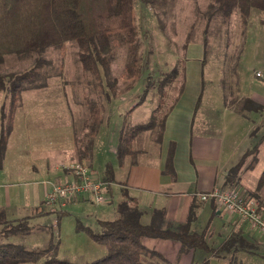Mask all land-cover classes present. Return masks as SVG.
Returning <instances> with one entry per match:
<instances>
[{"label": "crops", "instance_id": "0c3cea01", "mask_svg": "<svg viewBox=\"0 0 264 264\" xmlns=\"http://www.w3.org/2000/svg\"><path fill=\"white\" fill-rule=\"evenodd\" d=\"M203 46L201 40L195 39L189 41L183 51L185 61L183 81L165 117L159 140L150 134L153 128L146 129L139 132L143 135L142 146L138 145L136 135L132 141V153L125 154L121 160H118L117 156L114 158L111 163L113 179L107 186L105 200L98 204L100 205L98 221L116 216V205L123 198L121 193L123 188L129 196L135 198L141 210L142 223H149L153 210L160 208L165 211V224L184 222L190 204L195 200L199 203V208L197 217L191 224V231L196 228V220L204 215L212 217L213 223L215 217L219 219L223 217L224 212L227 214L214 200L204 201L199 198L200 192L209 191L215 186L233 184L243 199H252L264 206V118H262L264 116L244 115L241 111L227 106L223 97L220 94L217 96L218 90H215L213 96L218 97L217 108L212 107L213 98L209 97L211 104L207 103L205 107L199 109L202 96ZM74 68L78 71L77 76H80L81 64L74 62ZM77 76L75 80L79 81ZM32 89L21 90V103L15 108L12 129L0 163V208L5 210L8 219L30 218L34 213H41L40 204L48 203L44 198L50 188L49 184L72 177L68 165L80 157L75 137L85 131L87 116H76L79 110L77 106H83L80 102L76 104L71 99L72 106H69L63 97L60 101L62 105H58L56 101L47 104L58 97L57 92L50 91L41 95L42 97L39 95L34 97ZM71 94L70 97L73 98V92ZM250 98L264 107V95H250ZM149 99L152 110L153 101L152 98ZM120 101L119 98L118 102ZM130 102L129 100L128 104ZM218 107L223 116L207 115L206 110L211 111V108ZM197 111L202 116H196ZM150 114L136 116L137 119L130 123L146 122ZM125 117L128 116L124 118L118 116L111 120L112 116L105 114L94 138L91 157H80L86 159L93 175L98 178L105 179V167L104 174L100 177L94 173L92 163L100 150L103 153L112 152L117 155L118 136ZM243 121L245 128L240 131L239 128L244 126ZM255 130L257 132L253 133ZM255 144L256 151L246 156L235 180L225 184L229 168ZM170 146L174 177L165 171ZM135 154L137 157L133 158ZM79 198L69 201H76ZM50 209L53 211L59 207L51 206ZM55 220L57 223L54 225L59 224V219ZM221 222L223 224L221 223L218 232L223 234L220 242L232 232H239L249 241L260 243L261 238L253 235L254 229L235 215L230 214ZM96 229H99L98 223ZM142 243L162 254L165 258L160 260L162 264L199 263L208 258L205 257L208 253L197 247L181 250V243L171 238L143 236ZM209 254V259L213 256L215 259L224 257L222 253L221 257L212 252Z\"/></svg>", "mask_w": 264, "mask_h": 264}, {"label": "rangeland", "instance_id": "374dc122", "mask_svg": "<svg viewBox=\"0 0 264 264\" xmlns=\"http://www.w3.org/2000/svg\"><path fill=\"white\" fill-rule=\"evenodd\" d=\"M208 1L166 0L165 15H162L165 25L161 28L154 8L140 0H135L134 22L139 40V54L142 60L141 75L133 87L127 89L128 81L122 77L124 65L128 58L127 43L123 40V34L110 36L109 47L110 51L113 52L111 75L116 79L115 91L118 92H116V98L115 96L113 99L112 96L110 98H107L108 95L105 96V91L110 94L113 92L106 86L107 82L104 76H102L104 88L98 93L100 98L97 97L98 90H93L95 93L93 91L90 94L87 93L85 80H89L91 75L89 73L84 74L83 70L80 76L76 74L78 71H75L74 62L75 64L81 63L77 56L78 46L74 40H66L62 47L49 45L40 52L32 50L2 53L0 55V73L24 72L32 68L37 59H40L39 71L33 70L36 73L34 77L22 82L23 85H27L26 90L33 88L31 92L35 94L34 97L56 91L58 97L47 104H53L56 101L58 105H62L63 103L60 101L65 97L68 105L72 106L71 99L73 103L80 102L82 104L83 93L85 92L88 98L103 103V115L112 116L111 120L118 116L123 118L128 116L125 118L130 123L137 119L136 116H145L146 113L148 115L151 113L149 98H152L154 107L162 102V112L166 111L173 103L183 81L185 61H183L182 44L188 36V42L195 39L205 41V60L202 64V96L199 109L201 110L207 103L211 104L209 97L213 98L215 90H218L217 96L220 94L227 106L233 107L236 111H241L244 115L264 116V107L258 111L243 109L249 106L243 103L246 97L264 95V10L252 8L246 27L243 29L238 9H234L229 19L225 20L216 8L208 7ZM174 68L177 69V72L174 73L172 79H164ZM100 70L102 71V68ZM147 75L151 76L153 82L146 95L149 98L147 97L125 115L128 105L138 100ZM75 76H77V80H80L76 81ZM8 83L9 79L6 78L5 88L0 89V115L1 111H6L9 106ZM39 84L41 86H35ZM71 92L74 94L73 98L70 97ZM20 94L21 91L18 99ZM119 98L121 99L120 102H118ZM18 99L16 106L21 103V98ZM129 100L131 102L128 104ZM82 105V107L77 106L79 110L76 116L88 115L86 106ZM217 105L218 97H215L212 99V107L216 106L215 108H217ZM213 108L210 109L211 111L206 110L207 115L223 116V112L219 110L220 107L218 109ZM196 116L202 115L197 111ZM243 122L244 126L239 128L240 131L245 128V121ZM156 127L150 133L155 137H157ZM256 132L255 130L253 133ZM136 140L139 146L143 145L142 133L137 134ZM116 156L112 152L103 153L100 150L99 155L92 163L94 173L102 177L103 168H106L107 163L111 165ZM136 157L137 154L133 155V158ZM52 183L49 184L50 188ZM98 204L79 198L76 201L66 202L59 208L64 210L61 212L59 209L58 211H51L50 204L42 203L39 206L42 209L41 213H34L30 218L23 217V219L29 220L28 223L31 228L28 231H19L7 236L0 235V240L21 242L27 247H46L49 240L56 243V250L52 249L37 263L25 264H40L52 255L72 262L94 260L106 251V247L102 243L95 242L85 230V227L97 230V218L100 217V205ZM227 214L230 215L231 213L227 212ZM227 214L224 212L226 217L223 215L219 219L215 217L213 223H211L212 217L204 215L196 220V228L192 230L202 235L203 242L208 248L210 247L209 250L206 247H197L202 252L208 253L205 255V257L208 256V264H264V243H262L264 242L262 239L264 234L256 230H254L253 235L256 238H261V240L259 244L255 242L250 246V249L255 252L225 249L220 251L224 256L223 258L215 259L213 256L212 259H209V253L212 250H217L222 243L220 240L223 232L219 234L218 231L223 224L221 220L224 219L225 221ZM55 219H59V224L54 225ZM217 257H221L220 254ZM158 264L162 263L158 261Z\"/></svg>", "mask_w": 264, "mask_h": 264}, {"label": "trees", "instance_id": "16d2710c", "mask_svg": "<svg viewBox=\"0 0 264 264\" xmlns=\"http://www.w3.org/2000/svg\"><path fill=\"white\" fill-rule=\"evenodd\" d=\"M140 1L154 8L159 25L163 28L165 24L162 15H165L166 0ZM134 2L135 0H0V55L32 50L40 52L49 45L62 47L66 40H74L78 46L77 56L83 73L91 75L89 80H85L87 93L90 94L93 90H98L97 97L100 98L98 93L104 88L102 83V76H104L107 82L106 86L113 92L111 95L105 91V96L108 95L107 98L116 97V79L111 75L113 52L109 47L110 36L123 34V40L127 43L128 58L122 72L123 79L128 81L127 89L132 88L141 75L142 60L134 22ZM208 7L216 8L225 20L229 19L234 9H238L244 29L252 8L264 10V0H209ZM188 39L187 36L182 44L183 51L187 46ZM203 44L205 52V41ZM204 60L205 56H203L202 64ZM39 65L40 59H37L34 66L24 72L0 73V89L5 88V79L8 78L10 91L8 109L1 111L0 115V163L12 129L19 92L27 86L22 82L34 77L36 74L34 71L35 69L39 71ZM176 72L177 69L174 68L164 79H172ZM152 83L151 76L147 75L138 100L126 109L125 115L145 100ZM161 103L159 102L151 110L150 118L146 122L131 124L123 119L116 148L119 160L125 154L132 153V141L139 132L157 126V139L159 140L165 117L172 107L170 105L166 111L162 112ZM243 103L249 105L243 109L258 111L262 108L261 104L250 97H246ZM82 104L86 106L88 115L85 120V131L80 136L76 135L75 144L80 157L90 158L94 138L104 116V105L100 101L88 98L85 92ZM256 148L257 144L244 152L239 161L229 168L225 184L235 180L246 156L255 152ZM172 156V146H170L167 152L165 171L174 177ZM104 171L105 179L111 181L113 179L112 166L107 163ZM121 193L123 198L116 205L117 214L114 218L99 220V229L97 230L85 227L86 232L95 242L102 243L106 247V252L102 256L87 262H72L52 255L40 264H158V261L164 260L162 254L147 248L142 243L143 236L178 240L181 243V250L192 247L210 249L203 242L202 235L191 231V223L196 219L199 208V203L195 200L191 202L184 222L165 224V211L160 208L153 210L149 223H142L140 220L141 210L135 198L129 196L124 188L121 189ZM30 228L27 219H8L5 210L0 208V235L7 236L19 231H28ZM252 244V241L243 237L239 232H232L222 241L217 250H212V253L219 255L220 251L225 249L255 252L250 249ZM56 247V243H53L52 240L48 241L46 247H27L21 242L0 240V264L37 263L52 249L56 250ZM190 264H208V258H204L199 263L192 262Z\"/></svg>", "mask_w": 264, "mask_h": 264}, {"label": "built area", "instance_id": "2783aa9c", "mask_svg": "<svg viewBox=\"0 0 264 264\" xmlns=\"http://www.w3.org/2000/svg\"><path fill=\"white\" fill-rule=\"evenodd\" d=\"M72 177L61 182H53L46 192V201L54 208H60L67 201L76 198H86L95 203L105 200V193L109 181L98 178L86 162L85 158H79L68 165ZM201 200H214L227 212L264 234V206L250 199L245 200L239 194L233 184L215 186L209 191L200 192Z\"/></svg>", "mask_w": 264, "mask_h": 264}]
</instances>
